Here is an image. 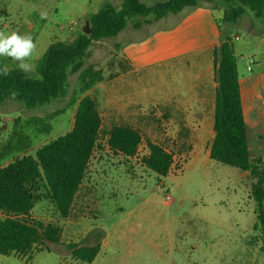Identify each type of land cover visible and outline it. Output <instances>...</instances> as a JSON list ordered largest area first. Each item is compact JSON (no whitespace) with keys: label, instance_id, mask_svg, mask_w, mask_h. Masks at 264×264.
Returning <instances> with one entry per match:
<instances>
[{"label":"rangeland","instance_id":"1","mask_svg":"<svg viewBox=\"0 0 264 264\" xmlns=\"http://www.w3.org/2000/svg\"><path fill=\"white\" fill-rule=\"evenodd\" d=\"M113 1L0 0V31L33 36L37 49L29 62L36 70L27 74L39 79V61L49 45L64 39V33L74 26L82 31L85 14L96 13ZM141 1L155 5L163 0ZM207 4L216 6L217 1ZM42 11L47 12L46 19H41ZM220 21L236 55L240 77L247 75L249 65L255 72L264 71V18L255 17L247 8L237 23L224 25ZM164 24L144 23L136 30L129 23L122 37L93 43L86 65L101 69L105 81L87 94L97 100L103 118L101 141L69 218L60 217L44 191L29 217L30 221L59 227L60 243L45 242L49 251L36 245L27 256L0 255V264H264L262 242L254 231L257 214L250 173L210 159L209 146L203 143L183 144L166 126L173 116V104L166 99L191 86L199 91L203 87L189 84L183 72L177 76H160L163 71L130 74L131 68L120 54L119 45L126 38L142 37ZM254 54L260 66L250 63ZM0 59L10 69L17 68L10 58ZM187 66L193 70L190 63ZM213 82L217 84L214 73ZM83 96L76 73L69 78L64 98L32 110L14 98L0 103V168L15 159L34 156L40 147L70 132ZM247 103L254 106L256 101L249 98ZM260 104L264 106V102ZM251 115L250 154L264 160V112L259 118L255 111ZM119 124H129L142 135L134 158L108 148L106 133ZM148 142L173 155L174 165L167 176L144 166ZM20 145L21 150H17ZM8 148L10 152L3 157ZM3 217L0 214V219ZM69 244L98 245L99 253L92 263L83 262L72 257Z\"/></svg>","mask_w":264,"mask_h":264},{"label":"trees","instance_id":"2","mask_svg":"<svg viewBox=\"0 0 264 264\" xmlns=\"http://www.w3.org/2000/svg\"><path fill=\"white\" fill-rule=\"evenodd\" d=\"M215 1L216 6L224 8V25L237 23L247 8L255 17L264 18V0H169L150 7L139 0H114V4H106L86 19L91 30L89 35L81 31L72 40L49 45L38 65L42 78L34 79L18 68H12L6 77L0 76V103L14 98L30 110L66 97L69 78L76 73L80 93L84 95L77 103L70 132L43 145L34 156L15 159L0 168V214L4 216L0 219V255L27 256L36 245L49 251L45 242L60 243L59 227L30 221L29 217L44 191L45 198L55 205L60 217L69 218L101 141L103 118L97 100L86 95L105 81L101 69L86 65L93 43L116 38L129 23L139 30L144 23L158 22L186 8ZM213 64L217 82L215 136L209 156L216 162L250 173L251 197L257 214L254 231L260 237V250L264 254V160L253 159L250 154L238 62L224 28L220 44L213 51ZM3 65L0 59V67ZM106 135L108 148L127 158H134L143 142L140 131L127 124L114 126ZM147 147L149 152L142 158L144 166L160 176H167L174 165L173 155L159 144L148 142ZM9 152L8 148L3 157ZM68 249L73 258L87 263H92L99 253L98 245L69 244Z\"/></svg>","mask_w":264,"mask_h":264},{"label":"crops","instance_id":"3","mask_svg":"<svg viewBox=\"0 0 264 264\" xmlns=\"http://www.w3.org/2000/svg\"><path fill=\"white\" fill-rule=\"evenodd\" d=\"M139 1L142 3L141 0ZM166 1L169 0L162 2ZM142 4L153 6V4ZM218 9L221 10L219 13ZM223 9L221 6H211L207 3L197 8H186L177 15H169L156 22L165 23L162 28L151 30L142 37H128L119 45L122 58L131 68L130 74L156 75L157 72L163 71L165 73H159L160 76L166 73L177 76L183 72L190 80L189 84L194 83L203 87V91H199L191 86V89L176 91L171 98L166 99L167 103L173 104V116L167 120L166 126L175 131V138L183 144L203 143L204 146H209L207 152L209 154L215 136L214 112L217 88V84L213 82V73L215 75L213 51L220 44V20L224 15ZM89 16L85 14L83 19ZM78 27L70 28L64 33L66 35L64 39L57 41H69V38L72 40L79 34ZM126 31H122L119 36L122 37ZM256 56L254 54L252 57L253 64L260 66ZM187 63L192 65V71L188 66L185 67ZM203 66L207 68L201 72ZM248 67L247 75L240 77L239 67L238 74L249 143L248 129L252 123L251 114L255 111L259 118L264 112V106L260 104L261 101L264 102V71L255 72L252 69L249 72ZM249 98L256 101L254 106L248 105ZM167 135L170 136L169 133Z\"/></svg>","mask_w":264,"mask_h":264},{"label":"clouds","instance_id":"4","mask_svg":"<svg viewBox=\"0 0 264 264\" xmlns=\"http://www.w3.org/2000/svg\"><path fill=\"white\" fill-rule=\"evenodd\" d=\"M41 19L47 18V12H40ZM37 45L31 34H20L16 31L5 33L0 31V57L10 58L16 62L17 68L25 73H33L36 65L32 61L36 53ZM10 67H0V76H8ZM37 78H42L37 76Z\"/></svg>","mask_w":264,"mask_h":264},{"label":"water","instance_id":"5","mask_svg":"<svg viewBox=\"0 0 264 264\" xmlns=\"http://www.w3.org/2000/svg\"><path fill=\"white\" fill-rule=\"evenodd\" d=\"M82 31L84 34H87V35L90 34L91 30H90V26H89V21L85 22V25H84Z\"/></svg>","mask_w":264,"mask_h":264},{"label":"built area","instance_id":"6","mask_svg":"<svg viewBox=\"0 0 264 264\" xmlns=\"http://www.w3.org/2000/svg\"><path fill=\"white\" fill-rule=\"evenodd\" d=\"M236 39H239V38H238V37H236ZM250 63H252V64H253V63H254V60H253V59H251V60H250ZM248 71H249V72H251V71H252V67H251L250 65H249V67H248Z\"/></svg>","mask_w":264,"mask_h":264}]
</instances>
